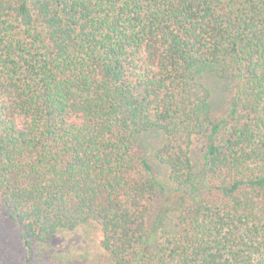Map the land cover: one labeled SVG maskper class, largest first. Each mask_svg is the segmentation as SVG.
<instances>
[{
    "label": "trees",
    "instance_id": "obj_1",
    "mask_svg": "<svg viewBox=\"0 0 264 264\" xmlns=\"http://www.w3.org/2000/svg\"><path fill=\"white\" fill-rule=\"evenodd\" d=\"M0 215L21 264H264V0H0Z\"/></svg>",
    "mask_w": 264,
    "mask_h": 264
},
{
    "label": "rangeland",
    "instance_id": "obj_2",
    "mask_svg": "<svg viewBox=\"0 0 264 264\" xmlns=\"http://www.w3.org/2000/svg\"><path fill=\"white\" fill-rule=\"evenodd\" d=\"M204 82L212 93L214 113L223 114L231 96L229 81L211 73ZM101 239L102 234L95 225L63 230L46 246L44 258L53 264H99ZM23 255L18 229L10 219L0 215V264H21Z\"/></svg>",
    "mask_w": 264,
    "mask_h": 264
}]
</instances>
